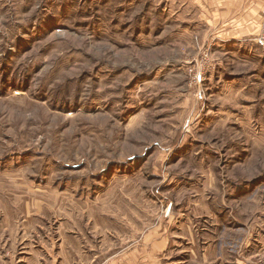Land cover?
<instances>
[{
  "label": "rangeland",
  "instance_id": "obj_1",
  "mask_svg": "<svg viewBox=\"0 0 264 264\" xmlns=\"http://www.w3.org/2000/svg\"><path fill=\"white\" fill-rule=\"evenodd\" d=\"M202 1L0 0V264H264V46Z\"/></svg>",
  "mask_w": 264,
  "mask_h": 264
},
{
  "label": "crops",
  "instance_id": "obj_2",
  "mask_svg": "<svg viewBox=\"0 0 264 264\" xmlns=\"http://www.w3.org/2000/svg\"><path fill=\"white\" fill-rule=\"evenodd\" d=\"M201 3L215 9L212 20L219 27L218 35L222 43L247 40L256 36L264 11V0H203ZM203 9V7H201ZM204 14V13H203ZM201 21L208 23V14Z\"/></svg>",
  "mask_w": 264,
  "mask_h": 264
},
{
  "label": "built area",
  "instance_id": "obj_3",
  "mask_svg": "<svg viewBox=\"0 0 264 264\" xmlns=\"http://www.w3.org/2000/svg\"><path fill=\"white\" fill-rule=\"evenodd\" d=\"M250 40H252V42L256 44H260L261 46H264V12L261 20L260 31L254 38Z\"/></svg>",
  "mask_w": 264,
  "mask_h": 264
}]
</instances>
